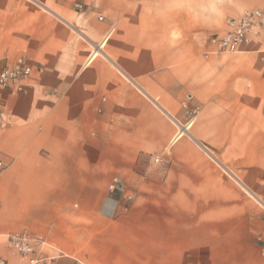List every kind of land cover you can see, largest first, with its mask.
Segmentation results:
<instances>
[{"label":"crops","instance_id":"crops-1","mask_svg":"<svg viewBox=\"0 0 264 264\" xmlns=\"http://www.w3.org/2000/svg\"><path fill=\"white\" fill-rule=\"evenodd\" d=\"M254 10L0 0V69H33L0 90V261L25 235L52 264H264V28L217 45Z\"/></svg>","mask_w":264,"mask_h":264},{"label":"built area","instance_id":"built-area-1","mask_svg":"<svg viewBox=\"0 0 264 264\" xmlns=\"http://www.w3.org/2000/svg\"><path fill=\"white\" fill-rule=\"evenodd\" d=\"M76 10L78 12L82 11V6L76 5ZM228 27V32L217 39L220 53L242 52L250 45L252 36L258 34L264 28V10L245 12L240 17L231 19L228 22ZM32 73L33 69L26 64L24 59L17 58L11 67L0 69V90L23 93L24 82L31 78ZM37 73L40 74L41 70L37 69ZM194 114L195 111L192 112V115ZM155 162H158V159H155ZM110 189L124 195L125 200H131V197L126 194L125 188L120 183L114 181L110 185ZM8 246L23 260L24 264H52L50 259L35 253L33 241L25 235L10 236ZM0 264L6 263L0 261Z\"/></svg>","mask_w":264,"mask_h":264}]
</instances>
